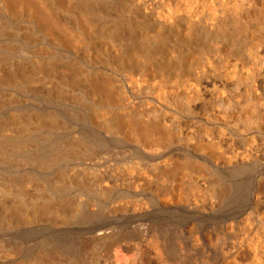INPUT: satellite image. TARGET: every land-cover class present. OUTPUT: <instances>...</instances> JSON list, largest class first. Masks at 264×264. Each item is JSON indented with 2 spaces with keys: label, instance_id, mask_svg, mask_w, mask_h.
I'll list each match as a JSON object with an SVG mask.
<instances>
[{
  "label": "bare ground",
  "instance_id": "6f19581e",
  "mask_svg": "<svg viewBox=\"0 0 264 264\" xmlns=\"http://www.w3.org/2000/svg\"><path fill=\"white\" fill-rule=\"evenodd\" d=\"M258 111L264 0H0V264H214Z\"/></svg>",
  "mask_w": 264,
  "mask_h": 264
},
{
  "label": "rangeland",
  "instance_id": "374dc122",
  "mask_svg": "<svg viewBox=\"0 0 264 264\" xmlns=\"http://www.w3.org/2000/svg\"><path fill=\"white\" fill-rule=\"evenodd\" d=\"M226 98V97H225ZM213 112V111H212ZM259 112H260V114L263 112V111H258L257 113L259 114ZM259 114V115H260ZM255 115H257V114H255ZM262 115H264V112H263V114ZM258 116V115H257ZM261 116V115H260ZM262 118L264 117V116H261ZM231 118H233L232 116H231ZM264 119V118H263ZM262 126H263V129H264V125L262 124ZM262 126H261V128H260V132L262 133V134H264V130L262 129ZM254 133H255V131H254ZM256 134V135H255ZM255 134H250L251 136H253V138H254V140L253 141H255L254 143H255V145H254V143H251V148H249L248 147V149H247V151H244V152H247L246 154L243 152V150L245 149V148H247V147H245L243 144H239V143H237V145L239 146H234L235 148H232L234 151L236 150H238L237 151V155L239 154V156H238V159H240V160H246V159H248L249 160V158H250V155H251V158H256L257 157V161H258V163H256V164H253V165H251V170H250V168L247 170V171H245L247 168H245L244 169V167H241L240 168V166H239V169L236 167V165H234V164H230V166L232 167L231 169H234L235 167H236V169H234V171L232 170V173H230V175L229 176H235V175H237L236 176V178L234 179V177L232 178L233 180H234V182H233V180L232 179H230V181H232L233 182V184L231 183V188L233 189V190H235V191H233V190H231L232 191V193H233V195H232V193H231V191H230V195L224 200V201H222L221 203H217V201H215L214 200V202L215 203H213V200H212V203H211V205L212 204H214V205H212L211 207H215L214 209H212V222L213 223H215L214 225L216 226V224H217V227H216V231L214 232V235H213V237L211 238V245H213L214 246V249H215V251H214V249H212V251H214L213 252V254H215L214 255V264H252L251 262H255L256 263V261L257 260H261V261H263L264 260V258H262V257H264L263 255H264V253L263 254H261L262 252H264V250H262V249H264L263 247V245H264V236L261 234V235H259V234H256V232H255V230H254V228L253 227H251L250 225H249V223H248V225L247 224H245V220H243V217H242V215L245 213V214H248V215H250V217L252 218V219H259L258 217L260 216V219H262L261 218V216L264 214V199L262 200V198H261V200L259 199V202L261 203L262 202V204H260L259 203V205H257L256 206V208H253V207H250L249 206V198H250V190H251V182H252V177L253 178H255V176L256 175H258L259 173H262L261 172V170L263 171V169H264V160H263V154H262V151H261V149H262V146H264L263 144H264V139L263 140H261L260 139V134L259 135H257V133H255ZM258 137L259 136V138H256V137ZM257 139L259 140H261V142H260V140L259 141H257ZM259 142H260V144H259ZM253 144V145H252ZM244 148V149H243ZM253 148L257 151V152H259V154L255 151L254 152V150H253ZM259 148H260V150H259ZM246 150V149H245ZM117 151V152H116ZM121 151V152H120ZM235 151V152H236ZM124 152H126L125 150L123 151V150H120V149H115L114 151H110V152H106V153H104L103 155H93V156H90V157H85L86 159L83 161V165H81V167L83 166L84 168H85V166L86 167H91L92 166V168H105L106 169V167L108 168H112L111 170H114L115 168H117L118 166H120L121 164H122V162L123 163H125V162H127V161H129L131 158V155H129V153H126V155H125V153ZM249 152V153H248ZM113 153H116V155L115 154H113ZM120 153V154H119ZM122 153V154H121ZM124 153V154H123ZM255 153H257V154H255L256 155V157L254 156V154ZM106 154H109V155H107L106 156ZM121 155L122 157H117V158H119V160L118 159H113V158H116V156H119V155ZM233 154H236V153H234L233 152ZM240 154H242L241 156H240ZM245 154V155H244ZM248 154V155H247ZM111 155L113 156H115V157H111ZM124 155V156H123ZM225 155H227V154H225ZM260 155H261V157H260ZM101 156V157H100ZM103 156V157H102ZM106 156V157H105ZM232 157H229V154L226 156V160H224V162L226 161V162H229L230 160H227L228 158L230 159L231 158V161L233 162V156L234 155H231ZM247 157L246 159H245V157ZM225 157V156H224ZM228 157V158H227ZM244 157V158H243ZM259 157V158H258ZM88 158H95V162H93V160H90V163H89V160H88ZM99 159V160H98ZM106 159V160H105ZM110 159V160H109ZM113 159V160H112ZM124 159H125V161H124ZM127 159V160H126ZM134 159V158H133ZM97 160V161H96ZM100 160H102V161H100ZM117 160V161H116ZM239 160V161H240ZM92 161V162H91ZM99 161H100V163H99ZM115 161V162H114ZM85 162H88V163H85ZM98 162V164H96ZM102 162V163H101ZM111 163L112 162V164H108V163ZM86 165H85V164ZM113 163H115V164H117V165H114ZM140 163H143L142 161H140ZM91 164V165H90ZM99 164H100V166H99ZM218 164H219V166L221 167V165H222V163H221V161H220V163L218 162ZM259 164V165H258ZM85 165V166H84ZM88 165V166H87ZM108 165V166H107ZM113 165V166H112ZM263 165V166H262ZM93 166H96V167H93ZM104 166H106V167H104ZM235 166V167H234ZM234 167V168H233ZM108 168V169H109ZM222 168V167H221ZM255 168V169H254ZM220 169V168H219ZM239 171H238V170ZM244 169V171H243V173H245V174H242L241 172H242V170ZM241 170V171H240ZM211 172V173H210ZM259 172V173H258ZM212 174V175H211ZM234 174V175H233ZM243 176H242V175ZM213 175L214 176H216V178L217 179H219V176H220V178L223 176V173L222 174H220L219 173V176H218V174H217V172H212V170H210L209 171V174H208V177L209 178H213ZM248 176V177H246V176ZM253 175V176H252ZM239 176L243 179H241V180H239L240 178H239ZM237 177L239 178V179H237ZM247 178V179H246ZM239 180V181H238ZM245 180V181H244ZM242 181H244V184H245V186H244V184H242L243 182ZM241 182V183H240ZM248 182V183H247ZM238 183V184H240L239 185V188H238V190L240 191V193H239V191L237 190V187H238V185L237 186H235L236 184ZM236 187L235 189H234V186ZM242 186V187H241ZM241 187V188H240ZM246 188V189H245ZM243 190V191H242ZM238 192L237 194L236 193H234V192ZM246 191V192H245ZM243 192V193H242ZM249 192V193H248ZM244 194V195H243ZM238 195V196H237ZM249 196V197H248ZM237 197V198H236ZM243 197V198H242ZM230 198H231V200H230ZM248 200V201H247ZM245 204H247V205H245ZM217 206V207H216ZM223 206V207H222ZM249 206V207H248ZM259 206V207H258ZM262 208V209H261ZM254 210V211H253ZM256 210V211H255ZM259 210V211H258ZM260 214V215H259ZM241 215V216H240ZM241 218H240V217ZM262 217H264V215L262 216ZM239 218V219H238ZM240 220V221H239ZM241 224V225H240ZM219 225V226H218ZM231 225V226H230ZM227 227V228H226ZM243 228V229H242ZM241 230V231H240ZM242 230H243V232H242ZM237 231V232H236ZM247 231V232H246ZM229 232V233H228ZM243 234V235H242ZM255 234V235H254ZM246 235V236H245ZM234 236V237H233ZM219 237H220V239H219ZM248 237V238H247ZM218 239H219V241H218ZM223 239V240H222ZM236 239H237V241H236ZM249 239V240H248ZM255 240V242L253 241V240ZM213 240V241H212ZM235 240V241H234ZM246 242H245V241ZM247 240H248V242H247ZM252 241H253V243H252ZM260 241H261V243H262V246H259V245H261V243H260ZM227 242V243H226ZM249 242H251V246L250 247H252V246H254L255 248H253V250H254V253H253V250H252V248H250L249 246H246L245 244H249ZM255 243V244H254ZM216 244V245H215ZM226 244V245H225ZM253 244V245H252ZM259 244V245H258ZM230 245V246H229ZM243 245H245L246 246V248H243ZM213 246H211V247H213ZM224 246V247H223ZM261 249H260V248ZM243 249L244 251H245V249H246V253L245 252H243L241 249ZM250 248V249H249ZM258 248V249H257ZM225 249V250H224ZM230 249V250H229ZM242 251H240V250ZM247 250H251L250 251V253H249V251H247ZM227 251V252H226ZM239 251V252H238ZM260 251H261V253H260ZM222 252V253H221ZM228 253V254H227ZM252 253V254H251ZM217 254V255H216ZM219 254V255H218ZM243 254V255H242ZM251 254V255H250ZM258 254V255H257ZM249 255V256H248ZM253 255V256H252ZM261 255V256H260ZM216 256V257H215ZM255 256L258 258H256L257 260L255 261V260H253L254 258H255ZM221 257V258H220ZM227 257V258H226ZM234 259V260H233ZM245 259V260H244ZM251 260H253V261H251ZM239 261V262H238Z\"/></svg>",
  "mask_w": 264,
  "mask_h": 264
}]
</instances>
